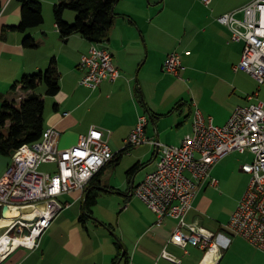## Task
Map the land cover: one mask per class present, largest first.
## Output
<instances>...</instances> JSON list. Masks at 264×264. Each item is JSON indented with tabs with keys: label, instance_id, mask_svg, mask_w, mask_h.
<instances>
[{
	"label": "crops",
	"instance_id": "crops-1",
	"mask_svg": "<svg viewBox=\"0 0 264 264\" xmlns=\"http://www.w3.org/2000/svg\"><path fill=\"white\" fill-rule=\"evenodd\" d=\"M40 1L44 22L22 31L11 28L22 21L21 1L0 0V109L6 99L19 103L33 93L18 82L24 75L46 70L55 59L60 90L46 96L44 115L46 129L52 127L59 133L60 150L75 146L80 135L97 125L111 130L107 140L109 145L113 141L110 147L118 153L141 114L149 118V138L180 144L192 131L195 104L219 125L233 113L236 106L230 111V65L235 73L243 71L234 68L244 46L232 42L229 28L217 19L230 11L225 0H212L208 5L204 0H119L109 39L99 44L113 53L121 76L105 80L97 89L80 84L84 73L81 57L93 42L79 33L62 36L54 7L64 0ZM75 16L69 9L64 13L71 23ZM28 37L34 39V45L25 43ZM175 50L181 53L183 63L179 75L164 70L168 55ZM41 89L45 92L44 85L37 92ZM255 92L260 97V90ZM248 95L239 105L249 103ZM213 102L216 106L212 108ZM225 108L224 117L217 118ZM116 156L103 167L99 181L58 197L69 206L45 232L40 247L16 246L0 259V264H264L262 249L226 227L241 198L235 199L231 209L230 203L224 206L218 199L223 195L222 187L230 184V155L212 170L218 184L206 181L187 215L189 222L197 221L215 232L219 256L206 254L197 244L173 242L177 219L168 217L159 224L157 213L132 194V189L157 168L161 158L157 146H129L117 162ZM11 161L12 155L0 153V178ZM135 164L140 168L129 173ZM93 188L99 191L96 205L106 203L104 214L96 213L95 205L83 225L88 227L89 220L100 225L104 229L102 237L84 234L77 224L82 221L87 194ZM164 250L180 262L168 259Z\"/></svg>",
	"mask_w": 264,
	"mask_h": 264
},
{
	"label": "built area",
	"instance_id": "built-area-1",
	"mask_svg": "<svg viewBox=\"0 0 264 264\" xmlns=\"http://www.w3.org/2000/svg\"><path fill=\"white\" fill-rule=\"evenodd\" d=\"M211 1L204 0L207 5ZM239 13H243V17H239ZM217 19L229 28L232 40L245 44L241 60L234 69L250 73L263 84L264 0H252ZM80 67L84 71L80 84L92 89H97L105 80L121 76L113 53L96 42L82 55ZM182 68L181 53L171 52L164 70L179 75ZM257 97L259 92L249 94L250 102L238 105L222 125L216 124L195 104L192 131L180 144H165L149 138L146 133L149 118L146 114L139 116L124 148L152 143L161 151V158L157 168L132 189V194L157 213L159 224L168 217L177 219L171 236L173 242L182 246L197 244L206 254L221 255L215 232L197 221L189 222L187 215L205 182L218 184L212 170L225 155L235 151L251 152L253 160L242 165V170L251 175V181L226 227L264 251V100L253 101ZM58 139L57 130L45 129L38 141L24 144L14 152L0 178L1 208L7 207L8 212L18 210V213L0 217V224H12L0 237V259L16 246L40 247L45 232L69 206L58 197L87 188L95 174L117 154L105 139V130L97 125H92L89 133L80 135L78 143L67 151L59 149ZM44 163H55L57 168L53 172L42 170ZM28 207L30 209L26 210ZM35 216L36 221L22 220ZM163 255L180 262L166 250Z\"/></svg>",
	"mask_w": 264,
	"mask_h": 264
},
{
	"label": "trees",
	"instance_id": "trees-1",
	"mask_svg": "<svg viewBox=\"0 0 264 264\" xmlns=\"http://www.w3.org/2000/svg\"><path fill=\"white\" fill-rule=\"evenodd\" d=\"M20 1L22 21L18 26H11V28L24 31L41 25L44 22L42 2L40 0ZM117 2L118 0H64L55 5L54 16L62 36L68 37L79 33L92 42H106L115 21ZM68 9L76 12L74 23L64 18V13ZM25 43L32 46L34 39L28 37ZM18 83L22 84L24 90H33V93L19 103L9 99L3 101L0 109V153L8 155H13L24 144L38 141L46 129L44 115L46 96L55 95L60 90V74L55 65V59L46 70L24 75ZM42 85L45 86V92H37ZM126 150L127 148H124L116 154V162L119 161L117 157L120 158ZM139 168L140 165L135 164L129 173H135ZM102 172L103 168L95 174L90 184L93 180L99 181ZM98 196L99 191L96 188L88 192L82 221H85L86 214H92V209L98 202Z\"/></svg>",
	"mask_w": 264,
	"mask_h": 264
},
{
	"label": "rangeland",
	"instance_id": "rangeland-1",
	"mask_svg": "<svg viewBox=\"0 0 264 264\" xmlns=\"http://www.w3.org/2000/svg\"><path fill=\"white\" fill-rule=\"evenodd\" d=\"M147 1L152 2L154 0H147ZM168 1L170 2L171 0H168ZM250 1H252V0H225L224 3L229 4L230 5V11H233L235 9H238V8L248 4ZM165 10H168V9L165 8ZM71 11L75 12L73 10H71ZM238 16L243 17V13H239ZM75 19H76V16H75ZM74 22H72V23H74ZM230 40L232 42H237L238 46H241L240 44H242V46H244V44L242 42L232 40L231 35H230ZM238 63H239V61H238ZM234 74H236V75H234ZM257 89L260 90L261 95H260V97L255 98L253 101H258L259 99L264 100V83L260 84L256 78H254L250 73H248L246 71H240L239 73H235V71L233 70V66L230 65V111H231L233 105L237 107V105H239L240 103H245L246 100H243V98L247 94H251L252 92L256 91ZM240 92H242V93H240ZM39 93H44L43 89H41L39 91ZM214 106H216V104L214 102L211 103V107L213 108ZM236 107H234V108H236ZM226 111H227V108H225V110L217 118H219V119L223 118ZM105 133H106L105 139H107L111 134V130L107 129V131L105 130ZM112 144H113V141L111 142L110 145H112ZM228 155H230V159H231V161H230V184H228L226 187H222L221 193H223V195H221L220 198H218V199H219L220 203H222L224 206L228 205L230 203V209H231L233 203L235 202V199H239L241 197L240 198V200H241L242 197L244 196V194L246 193L247 189H248V186H249L250 181H251V175L242 170V165L245 162L252 161L254 156L251 152L242 153L240 151H235V152H232V153L225 155L223 158L227 157ZM56 166L57 165L53 164V163H44V164H42L41 169L47 170V171L49 170V171L53 172L54 169L57 168ZM140 172H141V174H143L142 170ZM140 179H141V177L137 178L138 181ZM59 200L62 201L63 200L62 197H60ZM240 200H239V202H240ZM105 206H106V203L96 205L94 207V210L96 211V213L101 212L102 214H104L103 210H104ZM83 223H84V221H81V222L78 221L77 222V224L80 225V227L82 228L81 230L84 231V234L91 233L93 236L102 237V236H100L101 235L100 232H102L104 229H102V227L100 229V225H95V223L92 220H89V223H88L89 226L88 227H85L83 225ZM113 223L115 226V221ZM123 225H125V224L122 222V226ZM116 228H117V226H116ZM107 232L111 233L110 230H107ZM120 233H122V230H120ZM42 238H44V237H42Z\"/></svg>",
	"mask_w": 264,
	"mask_h": 264
},
{
	"label": "water",
	"instance_id": "water-1",
	"mask_svg": "<svg viewBox=\"0 0 264 264\" xmlns=\"http://www.w3.org/2000/svg\"><path fill=\"white\" fill-rule=\"evenodd\" d=\"M0 212H2L5 217H7L9 215L7 207H3V209H2L0 206ZM0 216H1V214H0ZM36 219H37V216H35L33 218H22L23 221L24 220L36 221ZM11 225L12 224H10V223L0 224V237L4 236L10 230ZM9 246H11V243L9 244Z\"/></svg>",
	"mask_w": 264,
	"mask_h": 264
},
{
	"label": "bare ground",
	"instance_id": "bare-ground-1",
	"mask_svg": "<svg viewBox=\"0 0 264 264\" xmlns=\"http://www.w3.org/2000/svg\"><path fill=\"white\" fill-rule=\"evenodd\" d=\"M23 209L25 210L26 208H23ZM29 209H30V207H28L26 210H29ZM11 213H18V210L15 209L12 212L9 211V215H11Z\"/></svg>",
	"mask_w": 264,
	"mask_h": 264
}]
</instances>
